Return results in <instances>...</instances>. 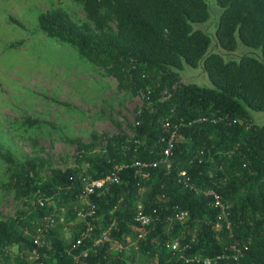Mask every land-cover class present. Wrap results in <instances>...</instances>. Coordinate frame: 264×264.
<instances>
[{
	"label": "trees",
	"instance_id": "trees-1",
	"mask_svg": "<svg viewBox=\"0 0 264 264\" xmlns=\"http://www.w3.org/2000/svg\"><path fill=\"white\" fill-rule=\"evenodd\" d=\"M73 1L90 14L99 8L112 13L117 39L104 35L91 40L60 10L39 14L38 29L75 49L87 62L114 71L133 92L141 90V107L130 136L106 138L98 153L92 152V143L78 144L73 168L43 176L48 166L40 158L14 167L10 154L2 156L8 165L5 188L13 199L33 202L0 219V264H33L25 258L40 219L66 211L64 221L75 220L81 179H102L119 166V182L88 197L94 206L88 218L94 227L91 233L82 238L80 222L69 241L52 228L45 232L47 247L39 250L45 264H200L184 263L165 248L172 239L185 246L184 256H230L227 248L234 244L246 248L242 257L214 264H264V122L252 123L249 113L264 112V0H214L219 12L212 38L198 28L210 18L205 0ZM238 43L257 53L226 58ZM183 65L199 66L210 87L187 83L172 89ZM152 75L157 76L156 83L151 82ZM162 90L167 95L159 100ZM198 117L215 122L177 127L168 169L163 164L151 167L163 157L177 119ZM24 121L28 126L36 124ZM134 162L146 165L137 168ZM180 171L186 173L190 188L177 182ZM223 179L225 184L217 186ZM200 188L214 189L230 203V233L213 228L215 210L208 198L193 190ZM138 204L151 224L135 249L118 253L109 242L91 248L113 219L109 240L125 246L127 238H135L132 218ZM178 213L187 215L183 224L174 220ZM77 239L80 243L75 245ZM9 249L15 250L13 256ZM81 252H86L85 258Z\"/></svg>",
	"mask_w": 264,
	"mask_h": 264
},
{
	"label": "rangeland",
	"instance_id": "rangeland-1",
	"mask_svg": "<svg viewBox=\"0 0 264 264\" xmlns=\"http://www.w3.org/2000/svg\"><path fill=\"white\" fill-rule=\"evenodd\" d=\"M205 1L210 18L198 28L212 38L219 9L214 0ZM56 10L64 12L91 40L104 35L117 39L115 17L104 8L90 14L73 0H0V219L25 210L33 202L15 200L5 188L8 165L2 156L10 154L14 167L40 158L48 166L43 176L73 168L78 144L92 143V152L98 153L106 138L130 136L134 116L141 107V90L133 92L122 85L114 71L91 64L69 45L44 36L37 27V16ZM250 53L257 51L238 43L225 57ZM150 80L156 83L157 76L152 75ZM187 83L210 87L199 66L183 65L177 70L172 89ZM166 95L162 90L158 99ZM249 113L252 123L264 122V112ZM25 119L36 124L28 126ZM224 184L225 179L217 182V186ZM65 213L60 212L62 222L52 229L69 241L79 222L64 221ZM135 245L136 238H127L124 252L128 254ZM14 251L9 249L12 256Z\"/></svg>",
	"mask_w": 264,
	"mask_h": 264
},
{
	"label": "built area",
	"instance_id": "built-area-1",
	"mask_svg": "<svg viewBox=\"0 0 264 264\" xmlns=\"http://www.w3.org/2000/svg\"><path fill=\"white\" fill-rule=\"evenodd\" d=\"M176 122L177 123L172 126L171 132L166 141V147L162 152L163 157L160 158L158 162L152 163L150 165L151 167H155V165L157 164H163L165 165V168L168 169L169 165L167 159L171 154L170 153L171 143L177 127H189L194 124H200L205 122L214 123L215 119H208L207 117H198L185 122L179 118L177 119ZM199 155H202L201 151H199ZM145 165L146 164L144 162L133 163V166L137 168H142ZM120 169L121 166L114 168L109 174H107L102 179L94 180L91 179L89 176H85L81 179L83 182V189L77 197V205L80 204V207L79 208L75 207L76 208L75 220L82 223L84 226V230L80 234L82 238L86 236V233L88 234L91 233L92 229L94 228L92 226V223L88 221V218H91L93 216V211H94V206L88 201V197L90 195H93L94 192L96 191H97V195L105 193L107 191L108 185L117 184L119 182L118 172L120 171ZM177 182L183 184L184 187H189V188L191 187V185L188 184V177L186 176V173L184 171L178 172ZM193 190L195 191V193L200 194L205 198H208L209 205L215 210L213 228L216 230L220 228H224L225 230L228 231V233H230V227H231L230 212H229L230 203L227 200H225L221 195H219L214 189L200 188ZM173 217L174 220H176L179 224H183L187 219L186 213H178L175 214ZM132 221L136 225V227L133 228V231L137 233L135 236L137 241L138 239L142 238L145 235L147 228L151 224L149 216L142 213L141 206L139 204L136 205V211L132 218ZM61 222L62 219L58 217V214L46 215L40 219V221L38 222L37 226L34 229V233L32 234V247L27 252L28 254L27 258L31 263L45 264L41 260L39 254V250L47 247V243L45 242V232L48 229L53 228L57 223H61ZM114 229H115V222L113 219V221H111L104 229L100 230L99 235L93 239L91 243V248L95 249L98 248L101 243L109 242L111 243L110 248L112 250H115L118 253L121 250H124V246H122L121 243L117 242L116 240H112V241L109 240V233ZM79 243H80V239H77L74 242L75 245H78ZM165 248H167L172 254H176L177 258L184 263H200V264H214L216 260L228 261L229 259L233 262H237V260L240 257H242L243 252L246 250L245 247L240 249L234 244H230L227 248L231 252L230 256L228 254H222L221 256L215 257L214 259H209V258L200 259L196 256H192V257L184 256L183 252L185 250V246H180L176 239L167 240L165 243ZM80 257L85 258L86 252H81Z\"/></svg>",
	"mask_w": 264,
	"mask_h": 264
}]
</instances>
